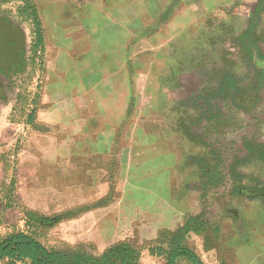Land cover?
I'll use <instances>...</instances> for the list:
<instances>
[{
    "label": "crops",
    "instance_id": "1",
    "mask_svg": "<svg viewBox=\"0 0 264 264\" xmlns=\"http://www.w3.org/2000/svg\"><path fill=\"white\" fill-rule=\"evenodd\" d=\"M26 2L42 30L40 91L15 177L8 171L16 195L7 199L24 204L27 221L29 202H52L51 213L41 205L36 218L61 221L42 228H58L70 244L101 246L100 254L127 236L155 240L197 219L198 196L189 193V179L174 174L192 167L175 129L181 100L174 91L189 75L197 11L226 1L20 0L18 8ZM32 35L34 42L33 28ZM194 225L183 245L202 264H264L261 200L230 198Z\"/></svg>",
    "mask_w": 264,
    "mask_h": 264
},
{
    "label": "rangeland",
    "instance_id": "2",
    "mask_svg": "<svg viewBox=\"0 0 264 264\" xmlns=\"http://www.w3.org/2000/svg\"><path fill=\"white\" fill-rule=\"evenodd\" d=\"M224 1L226 2L222 3V6L210 5L211 9H207L204 13H201L200 10L197 11V31L190 34L188 62L185 65L189 75L182 78V87L176 86V92L174 91V97L181 100V104L178 102L179 109L175 112L177 114L174 118L175 129H179L183 134V153H190L192 156V158L189 157L192 167L175 170L174 174L189 179V193L198 196L197 205L200 213L197 218L199 224L212 218L216 210L224 208L230 198L261 200L257 191L264 190V162L259 161L257 156L248 163L242 162L245 153L242 146L243 139L261 143L264 141L263 129L258 131L256 122L246 115L243 109H238V107L236 109V106L230 104L228 100L212 99L209 103L214 109H220L221 120L215 124V131L211 133L208 130L209 122L206 121L202 113L196 112L190 101L195 92L201 91L205 95L207 91L216 89L222 72L232 77L233 80L235 79L239 87L250 88L252 81L248 75L251 70L248 47H250L252 55L260 57V59L254 60L256 70H264V6L262 14L259 15L260 22L256 26L255 32L247 39L238 42L236 37L246 30L249 22H252L250 21L251 11L256 7L258 0ZM20 5V0L0 2V30L3 31L6 27L11 28L9 23L12 21V25L16 23L24 28L33 44V27L30 22L24 21L26 19L23 18L24 16L18 8ZM4 18L10 21H4ZM241 46L245 48H241ZM41 61L36 57L31 47L30 56L26 61L31 70L22 72L13 81L11 87L3 88L5 98L0 101V235L13 231L34 232L39 235V240L48 248L65 250L67 247L77 246L79 249L97 256L100 254L101 246L94 247L92 244L82 241L77 245L70 244L66 239H62V231L60 232L58 228L44 230L36 226L35 212H39L38 206L43 205L42 211L51 213L52 202H29L28 207L32 209H29V217L34 218L28 222L26 214L21 208L24 204L17 199L12 202L7 199V196H15L17 191L15 178L11 181L8 171H12V176L15 177L19 151L26 145L29 135L26 120L28 116L35 115L37 111L41 76L40 74L37 78V73L40 71ZM202 73L204 74L202 75ZM175 76L177 75L175 74ZM230 82L225 83L230 84ZM253 115L264 126L263 99L255 107ZM8 147H11L12 153L7 152ZM198 153L199 156H204L207 159L211 168L217 166L216 172L220 175L215 181L208 182L202 178L200 164H197L198 158L194 157L198 156ZM195 165L198 166V169H195ZM230 168L238 171L242 176L239 185L244 190L238 194L232 193L238 184L233 186L232 176L228 175ZM192 180H196L193 185H191ZM115 189L116 187H111L112 191ZM46 207L49 208L45 211ZM118 237L122 238V235H118ZM155 240H143V237L140 238L137 234L123 239L124 242L141 250L138 264H163L164 260L161 257L151 256L147 251L149 247L159 246ZM123 241L120 239L118 242Z\"/></svg>",
    "mask_w": 264,
    "mask_h": 264
},
{
    "label": "trees",
    "instance_id": "3",
    "mask_svg": "<svg viewBox=\"0 0 264 264\" xmlns=\"http://www.w3.org/2000/svg\"><path fill=\"white\" fill-rule=\"evenodd\" d=\"M264 0H258L256 7L251 11V18L248 23V27L244 32L236 37V41L247 39L251 34L255 32V28L260 22L259 15L263 12ZM22 15L28 16L32 20L34 42L32 49L34 52L43 49V37L39 20L37 18L36 11L32 9V6L26 2V5L19 9ZM253 19L255 20L253 22ZM243 42V41H241ZM252 47H254L252 45ZM241 48H245L241 46ZM248 49L249 60L251 62V71L248 75L251 77L252 86L247 89H243L237 85L235 79L229 77L225 72L220 73L221 77L218 79V87L213 91H207L204 95L200 92H195L191 98V102L199 114L202 113L203 117L209 122L208 130L213 133L215 131V124L221 119L220 109H214L209 103L213 100H228L230 104H234L236 109H243L244 113L252 118L256 122L258 131H261L264 126L261 125L257 117L253 115L255 107L262 99L264 100V70H256L254 60L260 59L259 56H254L251 53L250 47ZM257 57V58H256ZM264 61V59H263ZM204 73H202L203 75ZM226 75V76H225ZM206 74L204 75V77ZM231 81L230 84L225 82ZM232 83H234L232 85ZM214 122V123H213ZM219 127H222L219 125ZM205 136V134H202ZM242 146L245 153L243 154V163H248L258 157L259 161L264 162V141L258 143L256 141H247L243 139ZM200 159V160H199ZM200 164V171L202 172V178L211 181L216 180L219 177V173L216 172L217 166L211 168L208 165L207 159L202 156L198 158ZM203 165V166H202ZM231 167V166H230ZM228 175L231 177L235 191L234 194H238L244 190L239 183L242 180L241 173L229 169ZM203 188H205L203 186ZM234 190V189H233ZM260 199L264 203V190L257 191ZM70 216V214L68 215ZM34 217H29L28 220H33ZM35 223L40 229L47 226L58 223L61 218L55 216V218H35ZM197 219L189 217L185 226L179 228L175 233H168L162 231L160 236L155 240V243L159 246L149 247L147 251L149 255L154 257H161L165 264H176V261L180 258L185 259L189 264H202L201 260L196 254L183 245L186 232L189 228L197 230L194 226ZM29 222V221H28ZM204 223H202L203 225ZM41 226V227H40ZM43 227V228H42ZM189 227V228H188ZM190 230V229H189ZM39 235L29 231H13L11 233L0 235V264H138L140 251L132 244L128 242H118L109 246L103 253L95 256L87 253L82 249H75L67 247L65 250H58L55 248L46 247L40 240ZM146 250L145 248H143ZM142 249V250H143Z\"/></svg>",
    "mask_w": 264,
    "mask_h": 264
},
{
    "label": "flooded vegetation",
    "instance_id": "4",
    "mask_svg": "<svg viewBox=\"0 0 264 264\" xmlns=\"http://www.w3.org/2000/svg\"><path fill=\"white\" fill-rule=\"evenodd\" d=\"M22 29L20 25L15 24L10 29L0 30L8 33L13 41L11 48L4 51L6 59L0 60V101L5 98L3 88L11 87L13 81L27 66L26 61L30 56L32 45L26 40L27 37Z\"/></svg>",
    "mask_w": 264,
    "mask_h": 264
},
{
    "label": "water",
    "instance_id": "5",
    "mask_svg": "<svg viewBox=\"0 0 264 264\" xmlns=\"http://www.w3.org/2000/svg\"><path fill=\"white\" fill-rule=\"evenodd\" d=\"M5 0H0V2H3ZM6 29H10L9 27ZM13 44V41L8 33L0 32V60H5L6 55L4 54L5 50H9Z\"/></svg>",
    "mask_w": 264,
    "mask_h": 264
}]
</instances>
